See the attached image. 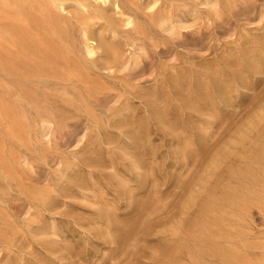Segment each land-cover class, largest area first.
Returning <instances> with one entry per match:
<instances>
[{"label": "rangeland", "instance_id": "obj_1", "mask_svg": "<svg viewBox=\"0 0 264 264\" xmlns=\"http://www.w3.org/2000/svg\"><path fill=\"white\" fill-rule=\"evenodd\" d=\"M164 11L169 23L131 32V47L117 38L122 62L92 74L98 86L90 98L82 87L67 85L64 95L61 86L31 80L23 87L0 74V100L28 120L19 141L0 124V264H231L230 255L237 264H264V202L239 211L228 202L245 186L239 170L248 169L253 142L264 136L257 125L243 148L232 144L264 107V63L252 90L231 94L234 107L199 93L264 41V0H168ZM69 30L75 35L77 26ZM153 109L166 115V126ZM133 129L142 137L137 157L149 166L142 188L136 157L114 148L127 152ZM127 191L139 202L153 196L137 223ZM51 225L56 237L40 233ZM125 227L118 246L116 230ZM218 228L224 235L214 238Z\"/></svg>", "mask_w": 264, "mask_h": 264}, {"label": "bare ground", "instance_id": "obj_2", "mask_svg": "<svg viewBox=\"0 0 264 264\" xmlns=\"http://www.w3.org/2000/svg\"><path fill=\"white\" fill-rule=\"evenodd\" d=\"M167 2L168 0H0V74L21 80L23 87L25 82L31 80L45 86H61L63 87L61 93L64 95H68L65 92L67 85L74 89L82 87L87 91L86 98H90L89 91L98 86L92 74L109 73L115 65L122 62L120 50L115 45L117 38L124 35L123 44L129 48L131 41L127 37L131 32H138L143 25L162 27L168 24L169 19L164 11ZM70 8L74 9V15L71 14ZM72 25L77 26L75 35L69 30ZM249 58L250 60L246 59L239 64L237 70L230 71L231 74L218 76L211 84L202 85V90H199L202 98L212 102L213 97L224 108L234 107L231 94L235 93L238 96L239 90H252L250 79L263 73L264 41L257 45ZM2 86L0 82V87ZM24 93L26 95L27 91ZM69 98L72 102L75 100V96L69 95ZM191 102L192 100L184 102L185 107L190 106ZM17 109L15 105H6L0 100V124L4 121L8 123L9 127L6 129L9 138L19 141L27 133L28 120ZM153 110L150 112L153 119L158 124L166 126L168 122L166 115ZM253 119L244 127L245 129L238 131L239 140L233 142V145H241L243 148L241 140H248V133L257 125L264 126V107ZM211 125L207 131L213 127ZM260 137L261 140L253 142L252 155L246 157L245 165L248 169L239 170L245 186L228 201L232 208H238L237 211L239 208L244 209L251 201L264 202V136ZM141 141V132H135L133 129L128 136L130 147L128 151L117 145L114 148L121 150L124 157H136L132 160L131 166L137 172V177L142 178L140 183L142 188L147 184L146 172L149 166L137 157L136 152ZM100 155L102 153L99 150L94 152L95 158H99ZM1 156L0 146V161ZM90 161L95 162L96 159L92 158ZM73 179L75 182L78 181L76 176H73ZM148 193L152 195L153 191L148 189ZM126 194L130 204L137 205L139 218L133 220L137 223L147 211V205L153 202V196H148L149 201L145 203L139 202L137 198L133 200L134 196L129 191ZM191 197L189 201L192 204L193 194ZM190 205H186L185 208ZM203 207L214 210L210 203H205ZM219 211H223V207ZM236 214L237 212H232V209L228 213L233 223L240 224L242 219ZM104 216L106 217V212ZM218 217H221L219 220H223L222 215L218 214ZM179 226L183 228V225L179 224V230ZM127 227L122 230L117 228L116 233L120 239L114 241V244L120 246L125 241L121 239V234L125 237ZM192 227H198L199 234H202V225L194 224ZM203 230L210 231L207 226H204ZM188 232L187 230L186 233ZM222 232L218 228L213 237L224 235ZM40 233L50 237L57 236L53 225L48 229L42 228ZM261 248L264 251V245ZM229 259L231 264L238 263L233 255H230ZM14 263L22 264L20 259Z\"/></svg>", "mask_w": 264, "mask_h": 264}]
</instances>
